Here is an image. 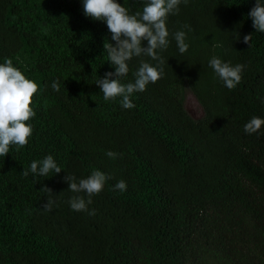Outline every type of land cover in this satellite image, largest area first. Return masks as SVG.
<instances>
[{
    "label": "trees",
    "instance_id": "obj_1",
    "mask_svg": "<svg viewBox=\"0 0 264 264\" xmlns=\"http://www.w3.org/2000/svg\"><path fill=\"white\" fill-rule=\"evenodd\" d=\"M117 2L135 13L146 0ZM254 4L181 0L166 22L168 47L157 50L163 77L125 109L96 84L115 72L104 49L115 41L106 22L84 15L82 0H0V63L10 58L40 86L28 144L0 157V264H264V126L244 131L253 116L264 118V32L248 15ZM181 30L183 54L174 38ZM213 56L246 66L234 89L209 66ZM141 61L158 64L134 56L121 83L134 82ZM187 91L199 116L186 107ZM49 154L60 173L22 175ZM93 169L111 178L89 215L71 208L72 196H87L64 177ZM120 180L123 192L114 190ZM49 196L56 203L47 212Z\"/></svg>",
    "mask_w": 264,
    "mask_h": 264
},
{
    "label": "clouds",
    "instance_id": "obj_2",
    "mask_svg": "<svg viewBox=\"0 0 264 264\" xmlns=\"http://www.w3.org/2000/svg\"><path fill=\"white\" fill-rule=\"evenodd\" d=\"M185 4L188 0H183ZM84 15L94 20L104 21L111 33L113 45L104 43V49L108 55V61L115 66V72H106L102 78L96 81L105 101L121 98V106L125 109L134 108L131 100L134 92H143L149 83H155L164 75V59L158 54L159 50L168 47L169 32L167 19L169 14L177 13L181 0H146L142 11L131 13L129 8L117 0H82ZM248 15L252 19L255 31L264 32V0H255L254 6ZM191 31L188 25H184ZM179 52L183 54L189 45L186 43L187 33L183 30L174 34ZM239 39V34H238ZM147 41V45H142ZM251 33L243 36V43L250 47ZM142 54L158 61L156 66L149 62L141 61L138 70L134 73V82L121 83V78L129 72L128 61L134 56ZM209 66L229 90L234 89L241 81L242 71L246 67L242 64L231 65L230 62L222 61L213 56L209 60ZM115 77V78H111ZM54 91L60 90V83L54 80L51 85ZM40 90V86L34 80L27 78L10 58H5L0 63V157L10 152L11 146L15 145L17 150L28 144L33 128L30 123L36 115L30 106L33 96ZM264 126V118L253 116L245 125L247 134L259 133ZM106 155L115 159L119 153L107 151ZM52 155H46L41 160H33L28 169H23L22 175L28 177L29 173L34 178L49 177V173H60ZM111 177L103 171L93 169L86 178L77 180L74 175H66L64 179L68 182V190L73 193H85L87 199L81 195H74L69 199L71 208L75 211H87L89 215H95V209H89L92 197L99 194L108 179ZM126 182L118 181L114 190L123 192L126 190ZM41 191L52 194V189L42 186ZM55 201L49 196L42 205L44 211L50 212Z\"/></svg>",
    "mask_w": 264,
    "mask_h": 264
},
{
    "label": "rangeland",
    "instance_id": "obj_3",
    "mask_svg": "<svg viewBox=\"0 0 264 264\" xmlns=\"http://www.w3.org/2000/svg\"><path fill=\"white\" fill-rule=\"evenodd\" d=\"M185 103L187 109L192 115L199 116L202 113V106L191 91H187Z\"/></svg>",
    "mask_w": 264,
    "mask_h": 264
}]
</instances>
